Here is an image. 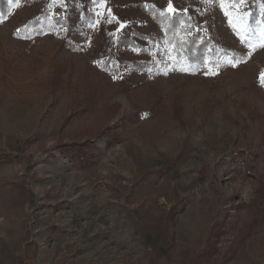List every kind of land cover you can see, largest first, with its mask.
<instances>
[{"label":"rangeland","instance_id":"rangeland-1","mask_svg":"<svg viewBox=\"0 0 264 264\" xmlns=\"http://www.w3.org/2000/svg\"><path fill=\"white\" fill-rule=\"evenodd\" d=\"M143 2L172 14L189 5L219 47L189 75L163 43L136 40L146 72L104 71L100 27L115 39ZM62 26L27 40L45 10ZM169 4L172 10L169 11ZM250 0H18L0 22V264H264V31ZM235 65V66H233Z\"/></svg>","mask_w":264,"mask_h":264},{"label":"trees","instance_id":"trees-1","mask_svg":"<svg viewBox=\"0 0 264 264\" xmlns=\"http://www.w3.org/2000/svg\"><path fill=\"white\" fill-rule=\"evenodd\" d=\"M18 0H0V22L5 20L9 9ZM203 4L204 0H198ZM80 12L83 27H74L64 16L50 18L45 10L34 19L25 22L18 30L16 37L27 40L33 36L50 33L56 27L62 26L67 32L80 34L86 27L96 24V14L91 10V4L85 8L77 7ZM123 11L130 15L145 16L150 19L152 31L141 35L135 28V22L131 20L117 34L115 39L107 37L103 26L100 27L102 42L98 45L97 53L102 56L101 68L104 71L128 68L132 72H146L156 66V62L149 59H137L126 57L130 49L139 48L136 40L146 41L148 44L165 43L172 56V68L182 69L189 75L197 74L204 66L214 67L218 58L228 57L233 61H241L245 57L239 53H232L219 47V41L208 26L206 20L205 31L195 26V18L198 11L195 6L189 5L185 12L169 14L155 6L146 5L143 2H134L124 6ZM250 27H260L264 31V0H250L249 21ZM218 242L211 243L205 250L204 264H212V260L219 254Z\"/></svg>","mask_w":264,"mask_h":264},{"label":"snow or ice","instance_id":"snow-or-ice-1","mask_svg":"<svg viewBox=\"0 0 264 264\" xmlns=\"http://www.w3.org/2000/svg\"><path fill=\"white\" fill-rule=\"evenodd\" d=\"M169 11H173L172 7H171V4H169ZM233 66H235V65H233ZM261 75H262V79H264V73H262Z\"/></svg>","mask_w":264,"mask_h":264}]
</instances>
